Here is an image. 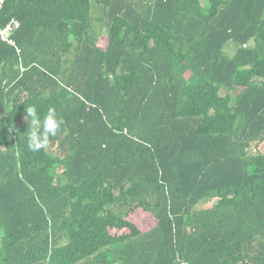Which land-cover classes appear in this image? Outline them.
<instances>
[{"label": "trees", "instance_id": "16d2710c", "mask_svg": "<svg viewBox=\"0 0 264 264\" xmlns=\"http://www.w3.org/2000/svg\"><path fill=\"white\" fill-rule=\"evenodd\" d=\"M12 18L0 264H264V0H3ZM30 106L64 120L36 152Z\"/></svg>", "mask_w": 264, "mask_h": 264}, {"label": "clouds", "instance_id": "9594fccd", "mask_svg": "<svg viewBox=\"0 0 264 264\" xmlns=\"http://www.w3.org/2000/svg\"><path fill=\"white\" fill-rule=\"evenodd\" d=\"M28 128L26 131L27 147L31 151H40L48 147L51 138L56 137L64 123L54 106H50L41 115L36 106L26 109Z\"/></svg>", "mask_w": 264, "mask_h": 264}, {"label": "built area", "instance_id": "2783aa9c", "mask_svg": "<svg viewBox=\"0 0 264 264\" xmlns=\"http://www.w3.org/2000/svg\"><path fill=\"white\" fill-rule=\"evenodd\" d=\"M3 0H0L2 3ZM20 26V21L16 18H12L5 26H0V39L4 42H7L11 46H15L18 51H20L13 33Z\"/></svg>", "mask_w": 264, "mask_h": 264}, {"label": "rangeland", "instance_id": "374dc122", "mask_svg": "<svg viewBox=\"0 0 264 264\" xmlns=\"http://www.w3.org/2000/svg\"><path fill=\"white\" fill-rule=\"evenodd\" d=\"M203 4H206L208 2V0H202ZM103 33H105V31H103ZM235 51V46H230L227 48V52L229 54H233ZM253 152H255L254 149H252ZM212 200H203L201 201L198 205H197V208H204V207H207L209 205L212 204ZM149 216H141V215H137L134 219L139 223V225L143 228V229H146V228H149L151 226H153L154 224V220L151 218V220L148 219Z\"/></svg>", "mask_w": 264, "mask_h": 264}]
</instances>
